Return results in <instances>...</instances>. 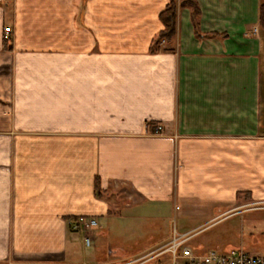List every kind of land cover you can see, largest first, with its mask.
<instances>
[{"label":"crops","instance_id":"crops-1","mask_svg":"<svg viewBox=\"0 0 264 264\" xmlns=\"http://www.w3.org/2000/svg\"><path fill=\"white\" fill-rule=\"evenodd\" d=\"M194 1L151 52L169 0H0V264H156L170 239L98 250L123 207L264 202V0Z\"/></svg>","mask_w":264,"mask_h":264},{"label":"rangeland","instance_id":"rangeland-1","mask_svg":"<svg viewBox=\"0 0 264 264\" xmlns=\"http://www.w3.org/2000/svg\"><path fill=\"white\" fill-rule=\"evenodd\" d=\"M236 199L234 207L225 215H221L218 211L213 213L212 218L194 215L179 218L173 213L168 214L165 208L154 215V207L151 204L128 205L121 209L125 219L113 218L112 222L110 221L112 225L105 227L103 232H106V236L102 237L97 248L105 254L109 244L119 246L122 243L131 251H145L161 240L170 239L175 230L179 235L188 232L190 235L188 245L199 251L224 252L238 247L251 255L264 257V202L254 201L244 193L239 194ZM134 215H139V219L133 220ZM118 221L127 227L129 233L120 234L113 231ZM97 223L98 227H101V224ZM93 246L94 243L90 248H82V251H91ZM157 246L154 251H159L163 247V245ZM166 260V256H161L154 263L166 264Z\"/></svg>","mask_w":264,"mask_h":264},{"label":"built area","instance_id":"built-area-1","mask_svg":"<svg viewBox=\"0 0 264 264\" xmlns=\"http://www.w3.org/2000/svg\"><path fill=\"white\" fill-rule=\"evenodd\" d=\"M11 30H3V39L9 41ZM155 135L162 133V127L157 126ZM98 223L94 218L79 217L70 224V231L75 239L81 240L85 247L93 245L94 232ZM190 235H179L173 230L172 236L159 251L158 256H167V264H264L263 256H254L242 248H230L227 251H199L188 245ZM137 262V261H135Z\"/></svg>","mask_w":264,"mask_h":264},{"label":"trees","instance_id":"trees-1","mask_svg":"<svg viewBox=\"0 0 264 264\" xmlns=\"http://www.w3.org/2000/svg\"><path fill=\"white\" fill-rule=\"evenodd\" d=\"M179 8H188L191 13V21L194 29L198 26L199 9L194 0H169V3L165 10L160 14V21L163 25V29L159 32L157 37L154 39L150 51L161 50V42L170 43L175 36L176 27V13ZM259 23L261 28L264 29V6L261 7L259 13ZM5 44L8 43L7 40H3ZM165 50V49H163ZM150 126V125H148ZM239 195L237 194V197Z\"/></svg>","mask_w":264,"mask_h":264}]
</instances>
